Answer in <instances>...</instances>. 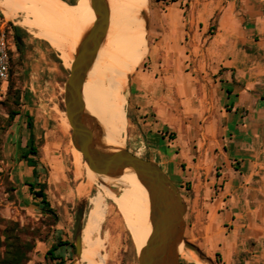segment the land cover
Masks as SVG:
<instances>
[{
    "label": "rangeland",
    "instance_id": "obj_1",
    "mask_svg": "<svg viewBox=\"0 0 264 264\" xmlns=\"http://www.w3.org/2000/svg\"><path fill=\"white\" fill-rule=\"evenodd\" d=\"M71 1L74 2V5H70L72 11L91 27L95 12L90 0ZM156 1L148 0L140 14L147 47L142 54L132 56L127 83L119 86L120 96L125 98L127 95L128 99L126 107L122 108V115L127 121L126 140L122 148L150 159V147L156 142L155 138L162 135L172 140L176 152L185 154L183 167L190 162V168L194 166L195 172L204 179L206 176L222 175L226 168L229 176L238 170L242 173L245 167L234 157L230 146L232 132L226 129L227 123L219 107L214 105L213 100L208 102L205 96L203 75L206 72L192 58L193 53L190 54L189 36L183 29L182 16L179 24L182 34L172 38L166 36L163 47L156 46L167 29L166 22L161 19L164 12L155 8ZM190 1L167 0V3L179 2L176 7L184 9ZM41 2L43 5L50 1ZM1 8L0 30L5 31L8 45L14 48L10 50L14 61L15 86L21 90L22 99L17 105L13 98L0 96V238L3 240L5 228L15 223L22 240L34 244L25 264H54L47 251L58 240L68 242L58 250L65 255L68 264H86L80 261L75 249L77 207L82 200L86 201L82 232L84 248L85 229L89 226L91 209L98 192H102V212L96 224L98 232L94 235L95 239L101 241L100 255H104L105 264H139L131 224L106 190L118 194L121 185L114 181L97 182L86 196L78 194L77 186L88 178V170L84 158L83 172L77 170L71 126L68 128L66 125L69 121L65 113L64 86L70 68L65 66L59 52L48 41L35 36L17 22L23 19L22 11L18 12L21 17L16 20L15 16L3 13ZM109 19L110 28L106 36H110L107 41L111 39L113 30L111 17ZM14 26L19 27L18 32L25 42L24 49L15 43ZM178 74L182 75L179 85L184 93L181 95L168 88L169 82ZM137 78L141 80L140 95L134 94ZM13 108H18L20 113L11 120L9 110ZM26 112L32 117L39 144V178L47 184L46 192L54 214L41 208L40 198L33 196L27 184L25 165L20 164L18 145L24 144L28 133ZM168 112L175 114L176 123L165 124L162 121L161 114ZM124 173L129 181L132 169L128 167ZM243 183H247L246 179ZM178 186L187 203L182 244L196 254L200 264H227L225 258L229 257L227 254L225 257L219 247L222 229L217 227L215 219L211 218L208 222L205 211L193 201L190 183ZM225 226V230L230 231V223ZM240 245L246 248L248 244L247 241H241ZM3 249L4 246H1ZM179 261L180 264H198L180 253Z\"/></svg>",
    "mask_w": 264,
    "mask_h": 264
},
{
    "label": "crops",
    "instance_id": "obj_2",
    "mask_svg": "<svg viewBox=\"0 0 264 264\" xmlns=\"http://www.w3.org/2000/svg\"><path fill=\"white\" fill-rule=\"evenodd\" d=\"M176 4L179 2H155V8L164 12L161 19L167 25L156 46L163 47L166 36L182 34V16L190 54L206 72L207 101L213 100L219 107L226 129L232 132L234 157L245 169L229 176L226 168L224 174L204 179L194 166L190 168V162L183 167L185 154L176 152L172 140L162 135L152 143L149 158L159 163L176 184H191L193 201L205 211L208 222L215 219L223 231L219 247L229 257L225 258L227 264H264V0H191L184 9ZM181 76L176 75L168 84L169 91L178 95L184 93L179 85ZM137 79L134 94L140 95L141 80ZM161 119L165 124L176 123L173 112L161 114ZM27 129L24 144L30 135ZM33 131L36 135L35 128ZM20 164L25 165V178H30L32 167L25 160ZM129 183L151 214L149 192L133 169ZM226 223H230V231L225 230ZM241 241H247L246 248Z\"/></svg>",
    "mask_w": 264,
    "mask_h": 264
},
{
    "label": "bare ground",
    "instance_id": "obj_3",
    "mask_svg": "<svg viewBox=\"0 0 264 264\" xmlns=\"http://www.w3.org/2000/svg\"><path fill=\"white\" fill-rule=\"evenodd\" d=\"M40 3L41 0H0L2 10L15 16L16 20L21 17L18 12L22 11L23 19L17 22L27 27L35 36L47 40L59 52L65 66L70 68L89 27L74 13L53 2L43 5ZM147 3L148 0H108L113 25L112 37L101 44L83 85L85 110L95 118L101 128L95 129L94 135L111 149L122 147L126 140L124 134L127 121L122 115V108L126 107L128 99L127 95L125 98L120 96L119 86L127 83L132 56L142 54L147 47L144 23L140 17ZM118 32L121 34L119 37ZM66 125L70 127V124ZM74 152L77 170L82 173L83 154L75 146ZM86 167L88 178L78 184V194L86 196L97 182L114 181L121 185V192L118 194L106 190L131 224L136 249L140 251L153 230L151 215L140 204L124 171L113 177L93 172L87 163ZM103 197L104 194L98 192V198L91 209L89 226L85 229V247L79 258L86 264H105L104 255H100L101 241L94 238L98 232L96 224L102 212ZM179 253L200 264L196 254L183 244L179 246Z\"/></svg>",
    "mask_w": 264,
    "mask_h": 264
},
{
    "label": "water",
    "instance_id": "obj_4",
    "mask_svg": "<svg viewBox=\"0 0 264 264\" xmlns=\"http://www.w3.org/2000/svg\"><path fill=\"white\" fill-rule=\"evenodd\" d=\"M95 21L84 34L74 55L69 76L64 86L65 113L71 126L73 145L82 152L91 170L100 175L119 176L126 168L133 169L147 188L151 200L152 233L138 251L139 264H180L179 246L184 240L185 202L180 187L163 170L159 163L143 158L126 148L111 149L95 137L100 130L95 118L85 110L83 85L109 27L108 0H90ZM22 49L25 42L17 37ZM86 201L77 207L74 239L78 257L82 253L83 220Z\"/></svg>",
    "mask_w": 264,
    "mask_h": 264
},
{
    "label": "trees",
    "instance_id": "obj_5",
    "mask_svg": "<svg viewBox=\"0 0 264 264\" xmlns=\"http://www.w3.org/2000/svg\"><path fill=\"white\" fill-rule=\"evenodd\" d=\"M53 2L57 6L63 7L65 10L74 13L81 21L86 24L89 28H91L85 20H83L78 14L72 11L70 5H74V2L71 0H49ZM109 28H110V19H109ZM19 31V27L14 26V39L17 46L20 48V44L18 43L15 33ZM109 36H106L105 39L108 40ZM47 41V40H46ZM51 45V44H50ZM52 46V45H51ZM53 47V46H52ZM9 76H8V86L6 91V99L13 98L15 104L20 105L22 99V93L19 88L15 86L14 79V61L12 58V51L9 49ZM230 89L228 92L230 93ZM5 99V100H6ZM20 113L19 109H10L9 110V119L14 120L16 115ZM26 125L30 129V135L26 140V143L23 146L19 145V159L25 160L27 165L32 167V176L27 178V184L30 186V191L34 197L40 198L41 208L45 212H49L54 214L51 203L48 199V195L46 192V182L40 180V161L38 158L39 154V144L37 142L36 135L33 131L34 124L31 115L26 112ZM141 204V202H140ZM17 226L15 223H10L4 230V239L0 238V264H25L28 259V253L33 249L34 244L28 240H22L17 232ZM68 244V242H63L58 240L52 244V246L47 251V254L50 255V259L54 262V264H68L66 263V257L62 252H58V250L64 245ZM1 246H4L3 251L1 250ZM46 254V257H47Z\"/></svg>",
    "mask_w": 264,
    "mask_h": 264
},
{
    "label": "built area",
    "instance_id": "obj_6",
    "mask_svg": "<svg viewBox=\"0 0 264 264\" xmlns=\"http://www.w3.org/2000/svg\"><path fill=\"white\" fill-rule=\"evenodd\" d=\"M9 49L14 50L6 41L4 30H0V96H5L9 76Z\"/></svg>",
    "mask_w": 264,
    "mask_h": 264
},
{
    "label": "flooded vegetation",
    "instance_id": "obj_7",
    "mask_svg": "<svg viewBox=\"0 0 264 264\" xmlns=\"http://www.w3.org/2000/svg\"><path fill=\"white\" fill-rule=\"evenodd\" d=\"M15 37H16V39H17V37H21L22 38V36H21V34L19 33V32H17V33H15ZM18 41V40H17ZM19 43V42H18ZM21 46V45H20ZM22 47V46H21Z\"/></svg>",
    "mask_w": 264,
    "mask_h": 264
}]
</instances>
